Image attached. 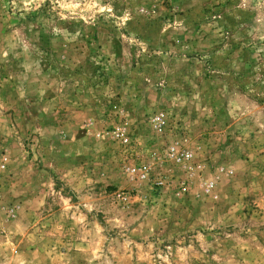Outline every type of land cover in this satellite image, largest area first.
<instances>
[{"label": "rangeland", "instance_id": "1", "mask_svg": "<svg viewBox=\"0 0 264 264\" xmlns=\"http://www.w3.org/2000/svg\"><path fill=\"white\" fill-rule=\"evenodd\" d=\"M0 264H264V0H0Z\"/></svg>", "mask_w": 264, "mask_h": 264}, {"label": "built area", "instance_id": "2", "mask_svg": "<svg viewBox=\"0 0 264 264\" xmlns=\"http://www.w3.org/2000/svg\"><path fill=\"white\" fill-rule=\"evenodd\" d=\"M151 122L153 124V126L156 128L155 130L157 131H161L163 124H164V116L163 113L160 111H156L151 115ZM115 136L118 137V139H120L122 141V143H127V138L122 134L121 130H116L115 131ZM169 151H171V153L174 155V158L179 161V160H183L189 157V153L187 151L184 150H180V151H174L172 147L169 148ZM131 172L135 171V168H130ZM139 176L143 177L144 173H139ZM12 208L8 209V212H11Z\"/></svg>", "mask_w": 264, "mask_h": 264}]
</instances>
